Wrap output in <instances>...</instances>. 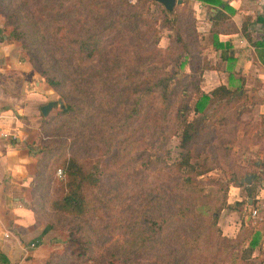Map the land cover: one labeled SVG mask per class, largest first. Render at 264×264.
Listing matches in <instances>:
<instances>
[{"label": "rangeland", "instance_id": "obj_1", "mask_svg": "<svg viewBox=\"0 0 264 264\" xmlns=\"http://www.w3.org/2000/svg\"><path fill=\"white\" fill-rule=\"evenodd\" d=\"M9 2L5 10L0 4L3 23L9 30L18 26L22 36L16 42L25 45L24 58L46 84L44 103L55 102L37 144L56 150L42 172L45 198H60L56 187L63 179L55 171L64 169L70 157L98 180L95 185L85 183L82 190L86 213L79 217L48 213L66 240L47 264H252L243 242L247 236H258V219L234 238L222 236L217 221L237 206L227 198V180L245 170L260 177L253 161L264 150L263 117L254 112L258 101L239 96L220 100L218 94L200 113L188 111L194 100L180 93L185 90L182 75L188 72L181 45L185 40L196 48L198 43L190 5H176L173 17L166 18L146 0ZM127 14L135 15L128 23L123 19ZM83 35L97 41V51L86 60L74 53V37ZM47 65L62 75L85 78L90 87L67 80L63 99L47 83L51 72H38ZM100 68L122 75L133 69L132 83L153 73L171 74L172 99L166 104L150 96L151 102L146 97L141 102L133 87L125 97L119 87L115 95L123 100L115 101L93 76ZM81 91L89 94L82 97ZM179 100L182 114L175 117L170 108ZM65 103L73 107L68 113L60 111ZM183 119L201 130L188 142L191 157L182 168L177 163L185 153L180 147ZM203 168L209 170L200 173ZM186 177L190 180L183 182ZM68 238L80 244L71 246Z\"/></svg>", "mask_w": 264, "mask_h": 264}, {"label": "crops", "instance_id": "obj_2", "mask_svg": "<svg viewBox=\"0 0 264 264\" xmlns=\"http://www.w3.org/2000/svg\"><path fill=\"white\" fill-rule=\"evenodd\" d=\"M182 1L192 8L198 42L211 65L201 74L200 91L208 93L219 85L229 91L238 89L236 94H242V99L258 101L254 112L262 114L264 122V0H221L229 9ZM219 9L224 18L210 31L211 17ZM45 89L0 16V132L8 135L0 137V264H47L66 240L65 233L37 209V193L32 188L40 124L45 118L39 111L46 100ZM255 156L253 167L260 177L254 175L252 196L246 193L249 183L228 186L227 198L237 206L217 226L222 236L234 238L258 219V236H247L243 247L252 264H263L264 150ZM252 208L256 209L254 218Z\"/></svg>", "mask_w": 264, "mask_h": 264}, {"label": "trees", "instance_id": "obj_3", "mask_svg": "<svg viewBox=\"0 0 264 264\" xmlns=\"http://www.w3.org/2000/svg\"><path fill=\"white\" fill-rule=\"evenodd\" d=\"M41 0H36V2H39ZM44 1V0H43ZM48 1V0H47ZM149 1L156 6L159 7L160 12L164 15L166 18H170L171 15L173 17V13L175 11L176 5L173 6L171 10H165L162 5L159 3L154 2L153 0H146ZM201 3L207 4L209 6H217L219 8L223 9H229L226 4H224L221 0H198ZM186 1H182L181 5H184ZM9 0H0L1 9L5 10L7 6L9 5ZM26 2H24L25 4ZM187 3V2H186ZM191 8V7H190ZM192 14V11H191ZM135 17L131 16L130 14L124 15L123 19L126 21V23L130 22V18ZM192 18L193 14H192ZM224 18V14L221 13L220 9L217 10L213 16L211 17V25H210V31L214 30V27L216 23ZM114 20L112 17L108 18V21ZM133 25V24H132ZM7 27V26H6ZM193 34L194 39L198 42V36L196 35V29L193 25ZM175 34L178 36V30H175ZM9 36L14 41H20L22 33L19 31V28L17 25H12L11 29L9 30ZM74 37V53H76L81 59H89L93 53L97 51V41H93L92 35H83V37L77 38ZM178 38V37H177ZM184 40V39H183ZM190 42V41H189ZM186 42L185 40L182 41L181 48L183 49V55L185 57V62L188 67V72L183 73L182 75V84L185 87V90H181V92H184L186 95L187 100H191L193 98V103L191 105V108L188 106V111H192L193 113H200L205 104L211 99V97L215 94H218V98L220 100L222 99H231L236 98L239 96L241 98V95H237L236 92L238 89L229 91L224 86H217L210 90L208 93H203L199 89V82L201 80V74L204 70L209 69L211 65L207 63V59L205 55L203 54V51L199 47V42L196 44V48L192 43ZM21 43V48H25V45ZM33 54H37V51H32ZM39 56L37 55V60H39ZM34 60V58H33ZM41 63V62H40ZM118 67V66H116ZM135 69V68H134ZM39 74H46L51 72V75L47 78V83L49 86H51L53 89H55L59 94H61L62 98L64 99V92L62 91L63 84L65 81L69 80L71 82H74L78 86H87L89 85L88 81L84 79H80L78 76H69L68 74H60L58 73L56 68L53 66H48L45 68H42L38 70ZM136 73L133 69H127V73L125 75H122L121 73H118L117 71H114L111 68H100L98 71L93 72V76L98 78V81L100 83V86L102 90H104L105 93L110 92L113 96L115 101H122L123 99L121 97L116 96V91L114 89H119L122 91L121 96L125 97L127 95L126 92H129L130 88L133 87V90L138 94L139 101L144 102V97H146V100L150 101V96H154L156 99H160L162 103H168L170 99L169 97V91L168 86L172 80L171 74L167 73H161L157 76H153V74L149 77L143 76L141 80H139L137 83H132L130 81V75ZM82 76V75H81ZM88 76V74H87ZM180 81V83H181ZM90 87V85H89ZM121 87V89L119 88ZM87 94L89 92L87 91ZM86 93H83L81 91V96L86 97ZM177 96V95H176ZM151 102V101H150ZM173 103V102H172ZM180 100L178 104L176 105V108H173L171 105L170 110L174 111V116L178 117V115L182 114L180 112ZM142 108V105L141 107ZM138 108V109H139ZM73 107L70 103H65L61 106V112L62 113H68L70 110H72ZM137 109V110H138ZM124 110H129L127 107ZM152 110V106H151ZM130 114V111L128 112ZM149 113V111L147 112ZM45 119L42 120L40 124V129L43 127V122ZM150 120V119H148ZM181 136H180V147L183 148L185 153L181 156V160L177 163L178 167H184L188 164V159L191 157V153L189 151L188 142L200 134V127H198V124L195 125L193 128V124L189 122H185V120H181ZM264 123V122H263ZM151 127V125H149ZM191 129V132L189 131ZM41 140V139H40ZM56 150L54 147H51L50 145H41L38 147L37 145V162H36V168L35 173L33 175L32 179V188L35 193H37V209L44 213L46 216L49 212L56 211L59 214H71L72 217H79L83 213H86L87 210L83 207V195L82 190L84 189L85 183L89 185H95V183L98 182L95 177H91L89 173H84L83 171V165L81 162H79L76 158L70 157L68 158V162L65 165L64 169L60 170L61 174L59 177V180L63 179L62 181H59L57 183L56 189L59 191V194L61 195L60 198H55L54 201H51L49 197L48 199L45 198V194L43 193V184H42V172L47 167V159L55 154ZM207 168L201 169L199 172L204 173L206 172ZM92 173V172H91ZM93 174V173H92ZM244 172L240 175V177H232L229 180H227L226 186H241L244 183L241 181V179L244 176ZM257 174H255V177ZM183 182H188L190 180V177H186L182 179ZM255 180V178H254ZM253 180V181H254ZM246 189V193L248 197L252 196L254 185L253 183H249ZM217 213H213V218L216 219ZM49 220H51L49 218ZM51 222L58 227L52 220ZM59 228V227H58ZM69 241L71 240V246L72 245H78L80 242L77 239H71L68 238ZM253 240L249 242L250 246H253ZM143 244V243H142ZM84 251V248H81ZM264 264V263H263Z\"/></svg>", "mask_w": 264, "mask_h": 264}, {"label": "water", "instance_id": "obj_4", "mask_svg": "<svg viewBox=\"0 0 264 264\" xmlns=\"http://www.w3.org/2000/svg\"><path fill=\"white\" fill-rule=\"evenodd\" d=\"M153 1L162 5L165 10H171L174 5H179L182 2V0H153ZM57 104L58 105L62 104L60 99L57 100ZM54 105H55L54 101H47L46 103L40 105L39 111L41 115L45 117ZM253 178H254V174H245L241 179V181L243 183L248 184Z\"/></svg>", "mask_w": 264, "mask_h": 264}, {"label": "built area", "instance_id": "obj_5", "mask_svg": "<svg viewBox=\"0 0 264 264\" xmlns=\"http://www.w3.org/2000/svg\"><path fill=\"white\" fill-rule=\"evenodd\" d=\"M8 135L6 134V133H4V132H0V137L1 138H6ZM55 174L57 175V176H60V174H61V171H60V169H57L56 171H55ZM255 215H256V209L255 208H252L251 210H250V216L252 217V218H254L255 217ZM4 236L6 237L7 236V234H4Z\"/></svg>", "mask_w": 264, "mask_h": 264}]
</instances>
